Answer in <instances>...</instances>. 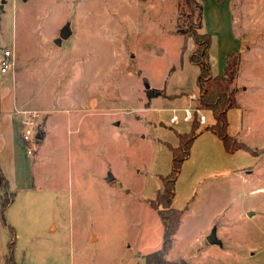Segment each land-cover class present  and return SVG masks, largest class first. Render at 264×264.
I'll list each match as a JSON object with an SVG mask.
<instances>
[{"label":"rangeland","instance_id":"obj_1","mask_svg":"<svg viewBox=\"0 0 264 264\" xmlns=\"http://www.w3.org/2000/svg\"><path fill=\"white\" fill-rule=\"evenodd\" d=\"M196 1L212 75L238 59L226 133L247 149L205 130L185 0H0V55L15 60L0 73V264L10 241L17 264H146L163 243L169 145L194 120L170 123L184 107L205 122L174 184L182 216L164 259L264 264V0Z\"/></svg>","mask_w":264,"mask_h":264},{"label":"trees","instance_id":"obj_2","mask_svg":"<svg viewBox=\"0 0 264 264\" xmlns=\"http://www.w3.org/2000/svg\"><path fill=\"white\" fill-rule=\"evenodd\" d=\"M189 8L187 16V26L183 29L182 34L184 41L191 37L195 43V48L190 55V60L197 65L199 73L196 83L199 88L200 107H207L212 113L215 122L205 126V130H210L222 140L225 150L233 152L237 149L245 148L244 143L236 147H230L231 138L226 133L227 127V111L236 107L233 89H230L236 75L238 59L236 55L232 57L229 54L225 59V67L223 74L212 75L210 71L208 49L210 45V35L202 31V6L196 0H185ZM149 97L157 96L160 91L153 89ZM196 128V118L191 124V130L185 133H176L178 145L173 147L169 145L172 153L171 171L162 177L163 189L158 192L155 201L162 205L158 209V214L164 223V235L161 249L146 255V264H170L171 262L164 259V255L169 251L172 236L179 228L182 211L172 207V198L174 195V184L177 179L180 167L184 159L189 155V148L198 133H194ZM200 134V133H199ZM4 182V178L0 172V187ZM151 203L154 204L152 201ZM152 206V205H151ZM153 207V206H152ZM156 207V206H155ZM8 255L6 256V264H17L13 257V242L8 244ZM20 264V263H19Z\"/></svg>","mask_w":264,"mask_h":264},{"label":"built area","instance_id":"obj_3","mask_svg":"<svg viewBox=\"0 0 264 264\" xmlns=\"http://www.w3.org/2000/svg\"><path fill=\"white\" fill-rule=\"evenodd\" d=\"M15 60H14V53L10 49H5L2 51L0 55V73L1 74H7L12 73L14 70ZM199 109H191L189 107H184L180 109H171V115L169 118L170 123H176L180 119L184 122H190L192 119L196 118L197 121L204 123L205 122V116L200 114L197 115L196 112ZM178 111L181 112L178 114ZM36 117L37 114L34 113L31 116H27L29 118V121L26 123L27 126L22 129V135L24 140H29L31 138V125L33 122L31 121V118ZM30 125V126H29Z\"/></svg>","mask_w":264,"mask_h":264},{"label":"water","instance_id":"obj_4","mask_svg":"<svg viewBox=\"0 0 264 264\" xmlns=\"http://www.w3.org/2000/svg\"><path fill=\"white\" fill-rule=\"evenodd\" d=\"M69 35H70L69 27H68L67 25H65V26L60 30V32H59V37H57V38L55 39V42H56L57 44H60L61 41H62V39H66L67 37H69ZM42 137H43L42 131H38V133H37V135H36V138H37V139H42ZM110 180H112V177L109 176V177L107 178V181H110ZM207 241H208L209 243H211V244H215V243L218 242V240H217L216 237H215L214 231H212V232L210 233V235H208V237H207Z\"/></svg>","mask_w":264,"mask_h":264}]
</instances>
